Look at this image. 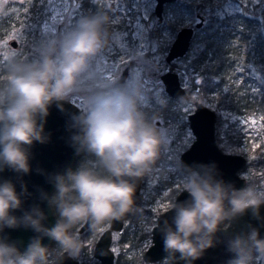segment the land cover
I'll return each mask as SVG.
<instances>
[{
	"label": "clouds",
	"instance_id": "9594fccd",
	"mask_svg": "<svg viewBox=\"0 0 264 264\" xmlns=\"http://www.w3.org/2000/svg\"><path fill=\"white\" fill-rule=\"evenodd\" d=\"M109 17L103 14L81 18L58 38L40 45L38 59L11 58L0 75V172L10 169L29 174L30 148L34 142L44 144L49 136L44 120L51 105L69 100L73 93H82L85 108L73 117L77 131L71 140L78 153H87L75 169L52 177L55 191L43 193L50 207L55 206L57 221L47 227L46 213L39 205L22 210V195L11 180L0 181V231L5 228H30L38 233L26 250L0 239V264H50V250L42 244L48 237L59 245L58 260L66 253L77 258L82 241L73 229L87 224L90 231H103L114 221H123L139 209L135 203L136 182L152 174L166 147L164 134L140 107L139 85L135 80L113 87L110 82L100 87H85L95 82L100 73L91 60L108 43ZM62 106V105H60ZM191 170L182 190L189 199L172 201L165 213L174 211L171 223L164 221L163 264H193L205 250L216 244L217 233L226 230L249 210L260 219L264 191L249 183L236 189L217 179L215 165H201ZM228 249L236 254L231 264H253V249L264 255V239L258 229L236 235L228 241ZM178 254V255H177Z\"/></svg>",
	"mask_w": 264,
	"mask_h": 264
},
{
	"label": "rangeland",
	"instance_id": "374dc122",
	"mask_svg": "<svg viewBox=\"0 0 264 264\" xmlns=\"http://www.w3.org/2000/svg\"><path fill=\"white\" fill-rule=\"evenodd\" d=\"M88 1L92 4L95 3L99 8V11L93 15L103 14L108 16L109 24L107 25L108 43L91 60V65L98 70L100 78L95 82L86 80L84 86L86 88L89 86L100 87L107 82L113 85V82L120 76L124 66L128 65L125 85L129 81L135 80L139 85L140 105L151 107L153 102L163 103L165 100V97H163L165 91H162L164 89L159 75L169 69L168 66L164 65V62H166L164 57L176 31L180 27L194 25L197 21V14L203 15L204 23L206 16L209 14L221 17L235 14L241 10L242 4L248 3L252 5L259 0H211L209 2H205V0H181L184 3H190L192 6L197 3L203 4L205 12L195 9L193 13L171 12L167 17L163 15L162 21L165 25L158 35L150 33L151 29L157 24V18L151 15L155 0ZM31 2L32 0H28L29 4L26 0H0L1 16H14L15 20L21 23L20 26H16L11 31L12 34L4 36V41L1 45L2 53H5L4 58L8 55L20 53L19 49L12 50L8 41L12 38L18 41L23 38L24 32L22 28L28 31V39L40 42L32 51L33 54L40 55L42 42L58 38L62 33L72 29L81 19V0H71V2L69 0H37L35 12L27 11V8H25L30 6ZM8 51H10V54ZM34 60L36 59L32 61ZM171 62L182 64V61L176 60V58ZM194 72L192 68H189L188 72L184 74L178 72L184 87L190 83L189 77H192L195 74ZM250 73L252 81L248 85L251 86V90L256 93L263 92L264 75L255 72L253 68H251ZM157 77L158 80L156 79ZM152 82H155V88H153ZM147 87L150 91L147 89L148 92L145 94L144 91ZM149 94H152L153 101ZM199 97L200 99L197 101L196 98ZM69 100L74 102L80 111L85 108L84 94L73 93L70 95ZM178 101V108L186 114L191 112L198 103L205 104L211 108L214 106V102L209 99L208 95H197L195 90L190 94V98H179ZM220 115L223 120L227 119L232 122L235 125V129H238L244 136L249 137V140L253 142V146L264 145L263 113L241 115L227 109H221ZM156 126L164 134L166 147L162 149V158L158 160L152 174L142 178V182L145 181L146 183L145 189L142 188V185L140 186V195L143 197V201L138 207L139 211L136 212V218L128 226V231L130 233L136 232L138 236H142L148 231L151 232L157 214L165 210V207L173 201L176 193L182 189V184L190 174V171H180L178 166L180 152L188 147L194 138L189 126L181 124L179 120L173 121L169 126H165L161 122ZM243 149H245V146L240 145L235 153H242ZM238 173L241 177L246 176V179L247 176H250L244 168L240 169ZM165 181L169 182V184L164 183L161 186ZM248 182L254 184L259 190L264 191V176H261L260 180L254 177L253 182L251 180ZM174 188L178 189V191L171 198L168 193ZM127 223L128 220L126 219L122 229ZM120 232L121 230L113 233L112 248L114 253L118 252L117 241ZM149 244L150 237L143 238L140 241L139 248L129 247L126 249L128 246L124 244L122 245V250L123 248L126 249V255L131 258L137 253L141 252L142 254V249L144 250ZM252 255L254 258L253 264H264V255L259 254L256 250L252 252ZM77 259H79V256ZM132 261H135V258ZM163 261L164 259H161L154 263L163 264ZM226 263L231 264V262Z\"/></svg>",
	"mask_w": 264,
	"mask_h": 264
},
{
	"label": "water",
	"instance_id": "95a60500",
	"mask_svg": "<svg viewBox=\"0 0 264 264\" xmlns=\"http://www.w3.org/2000/svg\"><path fill=\"white\" fill-rule=\"evenodd\" d=\"M173 1L155 0L153 13L157 18V23H160L163 19L165 4ZM196 17L197 21L194 25L182 26L176 31L164 57L166 62H171L173 59L183 56L189 50L195 30L203 25V15L197 14ZM126 76L127 67L125 66L112 86L125 85ZM159 79L165 93L170 97H186L185 87L177 71L167 69L159 75ZM60 105L55 103L51 105L49 114L44 120V131L49 136L48 142L44 144L34 142L30 148V173L17 174L10 169L0 172V181L11 180L16 185L18 193L22 192V185L26 184L27 186L28 194L21 197L24 202L22 210L15 211L14 215L21 216L23 210H29L32 206L39 205L47 215V220L44 221L47 227H52L56 223L57 217L53 207L49 206L48 201L42 197V194L52 195L54 190L52 177L56 174H62L74 161L77 154L76 147L71 140L77 129L73 128L72 124L73 117L79 115L81 111L71 100L60 102ZM215 121V111L202 103L196 104L195 108L187 114V122L194 139L186 149L180 152L179 168L183 172H189L191 170L201 171V165H215L217 179H222L236 189H242L245 186V180L238 172L245 165L246 158L241 154L219 149L215 141ZM141 182L142 179L136 182L135 203H137L140 196ZM189 198V193L181 189L176 193L174 200L177 203H182ZM163 212L164 210L157 214L156 222L151 228L150 244L141 254L144 262L154 263L167 255L164 251L161 229L165 220L171 223L175 213L171 211L162 215ZM130 216L131 214L123 221H114L99 232L92 247V256L98 260L99 264H114L113 233L122 230L124 221ZM88 228L87 224H81L77 231L82 233ZM252 228L258 229L260 238L264 239V205H261L260 208V219L255 218L249 210L243 216L234 220L226 230L219 231L215 246L206 249L203 256L194 261L193 264L224 263L236 255L234 252L229 251L228 241L238 234H247ZM37 235L39 234L30 228L22 226L15 229L5 228L0 231V239L15 243L21 252L26 250L31 240ZM51 241L48 237L42 238L44 246H47ZM57 254L52 258L50 264H80L79 259L70 258L66 253L62 259L57 261ZM178 264H184V262L178 261Z\"/></svg>",
	"mask_w": 264,
	"mask_h": 264
},
{
	"label": "trees",
	"instance_id": "16d2710c",
	"mask_svg": "<svg viewBox=\"0 0 264 264\" xmlns=\"http://www.w3.org/2000/svg\"><path fill=\"white\" fill-rule=\"evenodd\" d=\"M209 1L211 0H205V2ZM195 9L205 12L201 3L192 6L190 3L174 0L165 4L163 15L167 17L171 12L193 13ZM98 10L99 8L96 5L89 8L85 4L86 17L92 16ZM151 15H154L153 11H151ZM164 25L163 21L157 23L150 33L158 35L163 30ZM3 32V30H0V36ZM27 49L28 47L23 46L24 51L20 55H15L11 58H20L25 59L27 62H32V60H27L25 56H22V53L27 51ZM1 57L2 55L0 54ZM177 59L182 61V64L164 62V65L168 66L169 69L182 72V74L188 72L189 68L195 71V74L189 77L190 83L185 87L187 93L185 98H190V94L195 90L197 95L206 94L214 102L212 109L216 113L215 140L219 144V148L222 151L237 152L238 147L244 145L245 149L242 150V153L247 158L244 170L250 175L247 176V179L253 182L254 177H257L260 180V177L264 176V145L253 146V142L249 140V137L244 136L238 129H235V125L232 122L227 119L223 120L220 110L227 109L241 115L264 114V91L256 93L248 85L252 81L250 77L251 68L255 72L264 75V0H259L252 5L244 3L241 5V10L235 14H228L223 17L212 14L207 15L203 25L195 30L189 50ZM8 60V58L0 60V75H3V66ZM156 79L158 80V77ZM152 83L153 88H155V82ZM145 89L144 92L147 94V89L149 88ZM149 97L153 101L152 94H149ZM163 97H165L163 103L153 102L151 107L147 105L141 106V110L147 114L149 119L155 117L154 123L159 120L165 126H169L173 121L179 120L181 124L188 126V113L181 112L178 108L179 106H177L179 98H172L166 93ZM199 99L200 97L196 98L197 101ZM160 158H162V152ZM88 159H92V157L87 153L77 152L74 161L62 174L69 169L75 170L81 162ZM164 183L169 184V182L165 181L161 186ZM142 188H146L145 181L142 182ZM54 191L55 188L52 194ZM177 191L178 189L174 188L168 195L172 198ZM142 201L143 197L140 195L136 204L137 208ZM53 210L57 217L55 206H53ZM136 215V213L132 214L124 229L119 233L117 241L119 248L118 252L114 253V264H153L144 262L141 252L131 258L125 253L129 247L139 248L141 239L150 237L149 231L142 236H138L136 232L130 233L128 231L129 223L136 218ZM79 226L73 231L78 233L77 229ZM78 234L83 245L79 255V263L99 264L98 260L92 256V247L99 232L93 233L88 228ZM124 244H127L128 247L122 250V245ZM46 247L52 253L50 256L52 260L59 252V245L52 240ZM134 258L135 261H132ZM234 259H236V255L222 264H227L226 262H231Z\"/></svg>",
	"mask_w": 264,
	"mask_h": 264
},
{
	"label": "flooded vegetation",
	"instance_id": "af4514ba",
	"mask_svg": "<svg viewBox=\"0 0 264 264\" xmlns=\"http://www.w3.org/2000/svg\"><path fill=\"white\" fill-rule=\"evenodd\" d=\"M36 1L37 0H32V2H31V5L30 6H28V7H25V8H27V11H32V12H35V4H36ZM26 2L28 3V0H26ZM29 4V3H28ZM85 4H87L88 5V7L89 8H92V7H94V5H95V3L94 4H92V3H89V1L88 0H81V2H80V13H81V18H83V17H86V14H87V12H85ZM99 11V10H98ZM93 16V15H92ZM25 22V24H27V22L26 21H24ZM12 24H14V25H12ZM21 25V23L20 22H18V21H16L15 20V17L14 16H10V15H7V16H1V14H0V30H3L4 32L2 33V35L0 36V54L2 55V57L0 58V60H3V59H10L11 57H13V56H15V55H8L7 57H5L4 58V54L2 53V47H1V45H2V42L4 41V36L6 35V34H12V30H14V28L16 27V26H20ZM22 31H25V29L24 28H22ZM28 35H29V33H28V31H25L24 32V36H23V38H21V39H19V41L18 40H16L15 38H12V39H9V41H8V44L10 45V47L12 48V50H16V49H19V51H20V53L22 52V51H24L23 50V46H25V47H28V49H27V51H25V52H23L22 54V56H25L26 57V59L27 60H33V59H38L39 58V56L40 55H37V54H33V48L34 47H36L40 42H38L37 40L36 41H33L32 39H28ZM35 43V44H34ZM8 53L10 54V51H8ZM20 53H18L17 55H20ZM125 67V66H124ZM126 67H127V74H128V65H126ZM123 70V69H122ZM125 82H126V80H125ZM114 83V82H113ZM140 107H141V105H140ZM142 108V107H141ZM155 124L156 125H158V124H160V121L159 120H156V122H155ZM189 126V125H188ZM193 135V134H192ZM194 137V136H193ZM194 139V138H193ZM216 141V140H215ZM217 143V142H216ZM217 145H218V143H217ZM218 147H219V145H218ZM187 148V147H186ZM185 148V149H186ZM220 149V148H219ZM184 150V149H183ZM182 150V151H183ZM232 153H235V152H232ZM238 154H241V155H243L245 158H246V156L243 154V153H238ZM246 163H247V158H246ZM246 163H245V165H246ZM178 164H179V158H178ZM244 165V166H245ZM179 166V165H178ZM244 166L242 167V168H244ZM241 168V169H242ZM179 170L181 171V169L179 168ZM183 172V171H182ZM245 180V179H244ZM141 185H142V182H141ZM139 198H140V196H139ZM174 200V199H173ZM138 201H139V199H138ZM138 201H137V203H138ZM136 203V204H137ZM161 212V211H160ZM131 216H132V214H131ZM130 216V217H131ZM129 217V218H130ZM128 218V219H129ZM127 219V220H128ZM125 222V221H124ZM156 222V221H155ZM124 226V225H123ZM150 234H151V232H150ZM162 259H164V258H162ZM161 260V259H160Z\"/></svg>",
	"mask_w": 264,
	"mask_h": 264
},
{
	"label": "snow or ice",
	"instance_id": "6c2138e0",
	"mask_svg": "<svg viewBox=\"0 0 264 264\" xmlns=\"http://www.w3.org/2000/svg\"><path fill=\"white\" fill-rule=\"evenodd\" d=\"M69 2H71V0H69ZM113 79V78H112Z\"/></svg>",
	"mask_w": 264,
	"mask_h": 264
}]
</instances>
